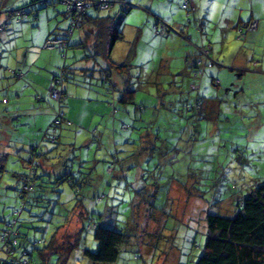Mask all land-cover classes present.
I'll return each instance as SVG.
<instances>
[{
  "label": "rangeland",
  "instance_id": "1",
  "mask_svg": "<svg viewBox=\"0 0 264 264\" xmlns=\"http://www.w3.org/2000/svg\"><path fill=\"white\" fill-rule=\"evenodd\" d=\"M184 2L128 0L132 7L123 20L124 37L116 43L112 56L123 61L135 47L132 70L137 91L135 103H123L118 89L115 102L107 94L98 95L72 83L86 78L80 69L93 64L86 60L89 52L75 46L80 42L78 30L67 51L45 46L46 34L61 37L70 29L66 4L0 0V13L4 14L0 24L7 22V11L25 7L29 13L20 21L13 16L9 28L0 31V154H8V170L0 173V230L13 219L21 202L14 173L9 170L24 169L22 159L31 156L30 143L41 142L59 109L69 119L73 114L84 119L69 125L64 121L59 128L62 142L55 146L67 155L66 171L77 177L84 173L89 182L82 190L87 195V209L95 214L110 211L101 222L124 231L129 238L113 264H195L207 240V214L232 216L244 195L264 180V0H190L194 10L183 8ZM114 7L90 8L88 12L114 15L119 5ZM156 16L162 17L161 26L166 23L172 28L169 34L157 33ZM250 19L257 20L258 27L244 36L238 26ZM203 45L213 47L212 57L222 66L216 65L211 75L201 79L199 90L194 86V90L188 89L187 56ZM65 63L69 68L65 82L68 97L58 104V93L55 98L50 85ZM234 63L246 64L250 71L239 79L231 70ZM212 76L220 79L221 87L212 86ZM183 79L187 95L171 91L166 98L180 100L176 103L182 106V98L189 95L217 96V108L190 125L185 118L173 125L162 122V117L153 121L161 106L159 90L180 86ZM224 89L231 91L226 94ZM38 95L44 99L38 100ZM156 128L161 136L177 137L175 142L171 146L166 143L167 147L158 140L155 150L148 137ZM151 148L155 153L148 158ZM172 187L175 189L170 190ZM60 188L57 195L48 193V198L59 195L70 215L74 189L68 182ZM100 196L105 199L99 200ZM53 204L28 205L20 219L21 228L30 232L29 240L36 241L39 248L48 244L58 222L54 214L59 208ZM30 209L41 215V220L29 217ZM75 211L57 241L64 233L74 234L82 228L81 209ZM84 240L67 264H90L84 249H96L93 232H85ZM34 252L36 264H42L39 251ZM51 264H59L57 257Z\"/></svg>",
  "mask_w": 264,
  "mask_h": 264
},
{
  "label": "trees",
  "instance_id": "2",
  "mask_svg": "<svg viewBox=\"0 0 264 264\" xmlns=\"http://www.w3.org/2000/svg\"><path fill=\"white\" fill-rule=\"evenodd\" d=\"M52 1L55 0H32L31 4L40 3L48 6L56 2L66 4L68 9L67 14L70 20V29H65V33L61 34V37H54L51 33L45 40V46L51 47L49 41L61 39L62 45L59 46L57 44L54 47L60 48L62 51L66 49L67 51V49L73 47L71 38L78 30L80 33V42L75 46L77 48L86 49L89 52L85 56L86 60L93 61L92 67L87 66L80 69L86 78L75 80L76 82L74 81L72 83L83 86L88 90H95L98 95H100L101 92L105 95L107 94L111 96L115 102L117 96L116 91L118 89L121 93L119 96L121 102L135 103L133 96L137 89L133 88L135 73L132 70V67H134L133 60L136 55L135 47L132 46L130 48L129 55L123 61H116L112 56L116 43L124 37L122 30L123 20L132 7V4L128 3V0H105V2H103L104 0H88L89 6L84 8L83 11H77L73 8L72 4H70L72 0ZM117 4L119 5V12L114 15L110 13L107 16H100L88 12L90 8H94L95 10L101 8L110 10L115 5L117 6ZM190 5V0H185L183 8H191V10H194ZM35 12L36 11H34V13ZM1 14L3 13H0V15ZM28 14L25 7L18 8L11 12L7 11L5 14L7 22L0 24V31H5L9 28L8 22L13 16H17V19L19 18L18 20L20 21L24 15ZM162 22V17L156 16L154 28L157 33L167 35L171 32L172 28L166 23L164 26H161ZM253 23H256L258 27V21L250 19L243 25L238 26L239 31H241L244 36L247 33L254 32L255 29H251L250 27ZM160 26L164 29H161ZM83 31L84 36L81 35ZM195 50L196 51L189 53L187 56L188 70L191 74L190 79H188L187 88L189 87L188 89L191 88L194 90L192 88V86H194L195 89L197 88L199 90L201 85H203V80L201 79L211 75V69L216 65H222L212 57L213 47H211V45L197 46ZM66 58L65 55V59ZM94 61L96 64H94ZM102 62H104V64ZM97 64H99L98 66L101 68L99 69L100 78L96 77ZM239 64H241L240 66L242 68L238 66ZM66 66L67 64L65 63L59 74L55 75L50 85V92L52 95L55 89L62 91V95L58 99V104H60L64 98L68 97L65 82H67V78L69 79L67 76L69 68L67 70ZM247 67L248 66L243 63H234V65L232 64L231 70H235L237 77L242 79L246 72L250 71ZM210 78L212 86L216 88L221 87L220 79L214 76ZM193 80H196V82ZM185 81L186 80L183 79L180 86L162 87V89L159 90L158 97H161V106L156 108V115L153 121H159L162 117V122L173 125L178 122V119L185 118L188 125H190L194 122L192 120L195 119L200 121L202 118H206L207 112H214L218 106L219 98L217 96L206 98L200 93H197L195 97L189 95L186 98H182V106L176 103L180 100L174 101L166 98V96L171 95V91L180 95H187V88L184 87L186 85ZM169 83L172 85L175 84V81ZM230 91V89H224L226 94H229ZM237 93L238 91L233 93L235 97L238 96ZM221 94L222 93L219 92V96H222ZM43 98L44 97L38 95V99ZM64 121H66L68 125L72 122L71 119L66 117V112L59 109L49 127L44 131L41 142L36 140L30 143V149L28 150H30L31 156L26 160L22 159L25 162L24 169L22 171L9 170L10 173H14L13 175L16 179L15 184L20 190L21 202L19 205H16L13 211V219H9L6 226L0 230V264H36L34 250L39 251L43 261L42 264H51V260L55 257H57L59 264H67L75 248L84 240L85 232L89 231L93 232V240L96 242L95 250L89 248L84 249V254L88 258L90 264H113L118 261L122 247L129 240L124 231L111 228L101 222L102 218L111 215L110 211H106L102 214H95L87 209V195L83 194L84 192L82 191L85 186L83 184L88 185L89 183L86 180L87 177L83 176L84 173L77 177L74 172L70 173L66 171L68 159L67 155L63 152L64 150L60 152V155H56L57 146L55 145L62 142L59 128ZM164 131L168 132L167 130ZM165 134L161 136V130H159V128L154 129L152 133L150 132L148 139L149 142H154V144L151 145L155 150L159 148L156 145L158 140L167 147L168 145L166 143L171 146V144L175 142L174 138L177 137L172 138L173 136ZM46 143L53 144V147L45 146ZM151 149L153 150V148ZM22 150L25 152V149ZM152 150L149 152L148 158H153L155 152ZM144 158H142L141 161ZM7 160V153L0 154V173H4L8 170L6 167ZM46 161L50 163V167L48 168L43 167V163ZM66 182L74 189L75 195V205L71 208L70 215L63 206L66 202L61 203L62 201L59 195L55 199L48 198V193L54 192L57 195L61 192L60 186ZM173 189H175V187H172L170 190ZM45 190L47 192H45ZM36 191L38 194L33 195V192L35 193ZM39 192H42V194H39ZM104 199V196H100L99 200ZM42 201L53 202V205L59 208V212L54 214L58 222L53 226L54 230L51 233V239L48 241L47 245L39 248L36 241L33 242L29 240L30 232L24 231L21 228L20 219L28 205L35 206L37 203L39 205ZM78 208L79 211L81 209L82 228L74 234L65 235L64 233L61 239H58L61 241H57L60 230L69 224L72 213L78 210ZM237 208L238 210L232 216H223L213 213L207 214V240L203 252L195 264H264V180L255 184L252 189L244 195L237 203ZM28 215L33 220H41L42 218L41 215L37 216L36 213H33L31 209ZM33 226L35 229L39 228L38 226ZM33 226H31V228ZM31 245L34 246L31 247Z\"/></svg>",
  "mask_w": 264,
  "mask_h": 264
},
{
  "label": "built area",
  "instance_id": "3",
  "mask_svg": "<svg viewBox=\"0 0 264 264\" xmlns=\"http://www.w3.org/2000/svg\"><path fill=\"white\" fill-rule=\"evenodd\" d=\"M103 2H105V0ZM70 4H72L73 8L76 9L77 11H83L84 8L89 6L88 0H72V1H70ZM251 26L250 27L254 29L256 27V23H253ZM49 43H51V47H54L57 44L60 46V45H62V40L61 39L52 40V41H49ZM57 93H58V98L56 97ZM61 95H62V91L61 90H58V92L53 94V96L55 98H57V99H59L61 97Z\"/></svg>",
  "mask_w": 264,
  "mask_h": 264
},
{
  "label": "crops",
  "instance_id": "4",
  "mask_svg": "<svg viewBox=\"0 0 264 264\" xmlns=\"http://www.w3.org/2000/svg\"><path fill=\"white\" fill-rule=\"evenodd\" d=\"M63 31H64V30H63ZM63 33H64V32H63ZM79 35H80V34H79ZM48 36H50V34H49ZM48 36H47V34L45 35L46 39H47ZM43 99H44V98H43ZM43 99H40V100H43ZM38 100H39V99H38ZM71 112H72V111H71ZM70 118H71L72 121H74L75 119L80 120V121H83V120H84V119H81V118L75 116V114L71 115ZM6 143H8V142H6ZM62 150H64V149H61V150H60V149L58 148V149H57V152H56V155H58V154L60 155V152H62ZM43 165H44L43 167H45V168L50 167V163L47 162V161L44 162ZM6 167H7V165H6ZM7 169H8V168H7ZM11 170L19 171L18 169H11Z\"/></svg>",
  "mask_w": 264,
  "mask_h": 264
}]
</instances>
